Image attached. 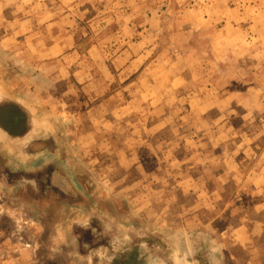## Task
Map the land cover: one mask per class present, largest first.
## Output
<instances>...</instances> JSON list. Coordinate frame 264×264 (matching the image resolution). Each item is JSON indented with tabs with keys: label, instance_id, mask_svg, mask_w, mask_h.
Returning <instances> with one entry per match:
<instances>
[{
	"label": "rangeland",
	"instance_id": "rangeland-1",
	"mask_svg": "<svg viewBox=\"0 0 264 264\" xmlns=\"http://www.w3.org/2000/svg\"><path fill=\"white\" fill-rule=\"evenodd\" d=\"M0 264H264V0H0Z\"/></svg>",
	"mask_w": 264,
	"mask_h": 264
},
{
	"label": "flooded vegetation",
	"instance_id": "flooded-vegetation-1",
	"mask_svg": "<svg viewBox=\"0 0 264 264\" xmlns=\"http://www.w3.org/2000/svg\"><path fill=\"white\" fill-rule=\"evenodd\" d=\"M26 119L24 114L18 113L14 109H8L0 117L3 127L10 135L17 137H21L23 134L26 135ZM106 251L105 255L109 257L105 259L104 264H156L150 261L148 254L150 249L143 250L139 244L124 248L109 247ZM206 262L211 264L210 259Z\"/></svg>",
	"mask_w": 264,
	"mask_h": 264
}]
</instances>
